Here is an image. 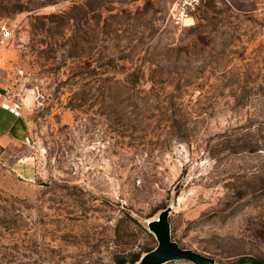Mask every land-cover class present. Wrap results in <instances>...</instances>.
<instances>
[{
	"label": "rangeland",
	"instance_id": "obj_1",
	"mask_svg": "<svg viewBox=\"0 0 264 264\" xmlns=\"http://www.w3.org/2000/svg\"><path fill=\"white\" fill-rule=\"evenodd\" d=\"M0 0L25 141L0 145V264L264 261V0ZM164 264H195L172 260Z\"/></svg>",
	"mask_w": 264,
	"mask_h": 264
},
{
	"label": "water",
	"instance_id": "obj_2",
	"mask_svg": "<svg viewBox=\"0 0 264 264\" xmlns=\"http://www.w3.org/2000/svg\"><path fill=\"white\" fill-rule=\"evenodd\" d=\"M171 210L172 205H169L156 218L146 223L148 229L156 236L158 244L145 252L135 264H164L172 260H189L195 264H216L213 257L182 247L173 239L169 220Z\"/></svg>",
	"mask_w": 264,
	"mask_h": 264
},
{
	"label": "crops",
	"instance_id": "obj_3",
	"mask_svg": "<svg viewBox=\"0 0 264 264\" xmlns=\"http://www.w3.org/2000/svg\"><path fill=\"white\" fill-rule=\"evenodd\" d=\"M8 86L7 80L0 72V145L7 142L25 141L27 137V123L23 111L21 110V115H16L3 107V103L8 101L6 91Z\"/></svg>",
	"mask_w": 264,
	"mask_h": 264
},
{
	"label": "built area",
	"instance_id": "obj_4",
	"mask_svg": "<svg viewBox=\"0 0 264 264\" xmlns=\"http://www.w3.org/2000/svg\"><path fill=\"white\" fill-rule=\"evenodd\" d=\"M205 1L206 0H177L171 11L173 22L177 25H187L188 21L193 18L196 9ZM7 96L8 101L3 103V107L11 110L16 115H21V101L11 96L9 91H7Z\"/></svg>",
	"mask_w": 264,
	"mask_h": 264
},
{
	"label": "trees",
	"instance_id": "obj_5",
	"mask_svg": "<svg viewBox=\"0 0 264 264\" xmlns=\"http://www.w3.org/2000/svg\"><path fill=\"white\" fill-rule=\"evenodd\" d=\"M139 258H140V256L136 257L132 262L133 263L137 262L139 260ZM255 264H264V261H261V260L255 261Z\"/></svg>",
	"mask_w": 264,
	"mask_h": 264
}]
</instances>
